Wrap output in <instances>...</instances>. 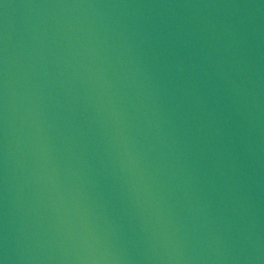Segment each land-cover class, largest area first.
<instances>
[{
    "label": "water",
    "instance_id": "water-1",
    "mask_svg": "<svg viewBox=\"0 0 264 264\" xmlns=\"http://www.w3.org/2000/svg\"><path fill=\"white\" fill-rule=\"evenodd\" d=\"M0 264H264V0H0Z\"/></svg>",
    "mask_w": 264,
    "mask_h": 264
}]
</instances>
